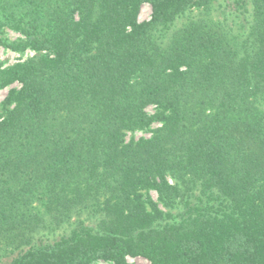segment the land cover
Masks as SVG:
<instances>
[{"label":"trees","instance_id":"16d2710c","mask_svg":"<svg viewBox=\"0 0 264 264\" xmlns=\"http://www.w3.org/2000/svg\"><path fill=\"white\" fill-rule=\"evenodd\" d=\"M215 1L0 0L36 52L0 67V264H264V0Z\"/></svg>","mask_w":264,"mask_h":264},{"label":"rangeland","instance_id":"374dc122","mask_svg":"<svg viewBox=\"0 0 264 264\" xmlns=\"http://www.w3.org/2000/svg\"><path fill=\"white\" fill-rule=\"evenodd\" d=\"M224 1L229 2L230 6L228 9H231L233 5V2L235 0H216L214 3H212L211 5V9L212 11L218 7L219 4L224 5ZM226 4V3H225ZM215 14V12H213ZM151 18V7L148 3H143L140 6L139 12H138V16H137V21L139 23H143L146 21H149ZM239 20H236V23H240ZM230 24V27L237 29L238 24H233V22L231 20L228 21ZM1 38H6L9 41H13L16 40L17 38L20 37V35H18L17 33H15L14 31L10 30V29H4V33L0 35ZM34 55H36V52L32 49H26L21 53H17V52H13L7 48H5L4 46L0 45V67L3 68H7L9 66H12L14 64L20 63L25 61L28 58L33 57ZM20 87V85L18 83H12V84H8L4 87H0V103L4 100V98L7 96L8 92L11 89H18ZM148 114H153L155 112V108L153 106H149L146 108L145 110ZM159 127L158 123H152L147 127H143L140 129H135L133 131H128L125 133L124 136V141L125 142H129V141H136L140 138H148L151 136L152 132L157 129ZM149 195L151 197V199L158 204L159 207H161V204L158 202V196L157 193L154 190L149 191ZM162 209V207H161ZM72 222L74 221V218L71 220ZM69 228L66 227L65 232L68 233ZM64 231H56L53 235H48L47 237L52 240L53 238H59L60 235H63ZM126 262L128 264H151L147 259L143 258V257H132V256H127L126 258ZM90 264H112L109 261H102V260H95L93 262H91Z\"/></svg>","mask_w":264,"mask_h":264}]
</instances>
